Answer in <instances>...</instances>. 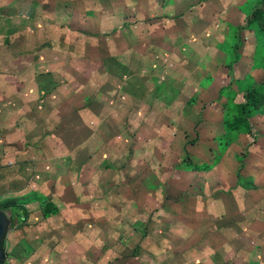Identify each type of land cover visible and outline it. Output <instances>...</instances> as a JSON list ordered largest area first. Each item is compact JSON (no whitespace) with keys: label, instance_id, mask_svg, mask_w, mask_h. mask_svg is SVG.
Segmentation results:
<instances>
[{"label":"rangeland","instance_id":"374dc122","mask_svg":"<svg viewBox=\"0 0 264 264\" xmlns=\"http://www.w3.org/2000/svg\"><path fill=\"white\" fill-rule=\"evenodd\" d=\"M30 1H24L25 23L30 24L32 15L41 19L39 29L33 31L37 41L33 48L26 46L24 52L32 50L41 56L38 68L47 64L52 66L50 73H40L35 80L39 89L50 88L42 98L46 95L56 107L52 112L55 120L51 122L50 119L49 123L42 120L39 124L41 132L26 144L25 150H36L34 157H28L26 153L23 158L21 190L25 193L20 196L36 192L32 179L35 166L46 164L48 160L59 164L64 158L59 154L65 148L76 149L72 157L67 158L76 164L84 159L93 163L106 155L117 165L134 161L137 165H150L159 159L150 154L162 150L168 152L165 160L172 165L191 166L200 161L201 165H226L228 191L237 183H246L250 191L245 222L248 231L242 238L248 245L242 244L243 252L238 250L235 254L233 249H238L236 245L232 246L235 238H227L231 240L227 244V264H264V106L255 112H245L240 107L254 94L264 95L260 86L264 85V32L249 29L246 22L251 11L262 8L261 2L233 0L236 9L227 12L228 0H49L47 3L55 8L52 9V22L47 20L46 10L45 15L39 10L31 11ZM46 1L40 0V3ZM237 3L241 4L237 6ZM3 52L7 51L1 47L0 57L5 55ZM211 63L215 64L214 69L207 67ZM207 74L215 76L209 88L215 98L207 100L206 106L192 108L191 103L198 96L195 90ZM31 82L35 81L32 79ZM102 101L103 108L96 111L95 107ZM212 102L216 103L215 109L208 110ZM160 103L167 106L160 107ZM86 105L92 107L86 110ZM40 111L46 114L44 110ZM182 111L187 119L196 118L193 126L183 120ZM209 112L215 122L211 125L217 138L213 147L215 155L199 158L192 150L196 139L193 135H197ZM45 131L47 135L49 133L48 138L42 133ZM43 143L45 147H42ZM47 147L54 148L55 155L46 157ZM146 148L151 150L150 154ZM109 149L114 151L112 155ZM87 151H94L92 155L96 156L86 158ZM0 167L1 184L10 174L3 172L2 165ZM140 175L144 174L137 173L138 179ZM215 175L217 180L223 176L222 173ZM98 176L103 179L104 186L114 182L112 173L104 172ZM12 180L15 183L14 178ZM115 187L126 190L128 186L117 183ZM133 187H136L134 182ZM15 190H10L13 194L9 199L0 198L1 207L7 200L23 202L19 196L21 190ZM119 207L122 224L127 204ZM108 208L110 206H103L104 212H109ZM110 222L105 217L104 228ZM137 223L144 225L141 218ZM111 231L99 228L97 234L89 233L86 252L81 250V243H77L78 239L82 240L79 230H76L77 234L72 229L61 235V231H57L54 251L47 258V247L38 249L33 244L31 250V230H27L23 235L27 237L28 245L17 244L12 250L20 262L32 264H115L107 261V253L91 250L93 246L102 245L105 251L112 244L111 236L107 235ZM231 231L235 232L234 229ZM155 241L153 238V243ZM251 242L255 243L250 245ZM161 243L166 244V241ZM251 246L254 253L248 251ZM3 250V264H10L11 260L6 261V248ZM135 260L130 263L120 260L116 264H140ZM159 260L153 253L151 264H160Z\"/></svg>","mask_w":264,"mask_h":264},{"label":"crops","instance_id":"0c3cea01","mask_svg":"<svg viewBox=\"0 0 264 264\" xmlns=\"http://www.w3.org/2000/svg\"><path fill=\"white\" fill-rule=\"evenodd\" d=\"M24 1L0 0V48L7 51L0 57V165L4 167V173L10 174L6 175V181L0 184V198L6 199H9L8 197L15 189L17 192L23 187L22 169L25 154L27 153L28 157H34L36 149L25 150L26 144L30 143V139L32 141L36 139L41 132L39 124L42 120H45V123H49L50 119L51 122L55 120L52 112L56 106L52 104L49 97H45L46 95L42 98V95L50 92V88H46V91L39 89L35 80L40 73L45 71L47 74L50 73L49 69L52 66L47 64L38 68L41 56L32 50L24 52L26 46L32 47L37 41L33 37V31L36 32L39 29L38 21L41 19L40 16L32 15L30 24L25 23ZM48 1L41 4L40 0H31V11L39 10L42 15H45L46 10L47 20L53 22L54 18L51 15L52 9L55 10V8H52ZM226 3L227 12L236 9L235 1L228 0ZM236 12L240 13L237 10ZM133 14L137 15L136 10ZM199 23L200 19L198 27ZM141 60L143 61L144 58ZM210 66L214 69L215 64H208L207 67L210 68ZM197 73L200 74L198 70ZM208 75L200 80V87L195 90L198 94L196 99H198H195L194 103L190 102L192 108H196L197 105L199 108L206 106L207 100L215 98L209 89L213 85L215 76ZM210 77L212 79L208 80ZM32 79L34 83L31 82ZM195 80L198 81V79ZM229 83L232 84L231 81ZM184 89L185 87L182 92ZM205 95L206 98H204ZM50 96L53 97V95ZM176 101L171 103L172 107ZM98 105L99 107H95L96 111L103 108V101ZM215 105L216 103L212 102L208 110H214ZM84 107L88 110L92 106ZM183 107H181L182 110ZM40 110H44L46 114L43 115ZM184 112H181L183 116ZM212 115L209 112L208 119L204 116L201 129L197 135H193L196 139L195 149L192 150L199 158L215 155L213 147L217 138L215 128L211 126L215 123ZM187 118L185 115L183 120L193 126L196 118ZM42 133H45L48 138L47 131ZM204 146L206 148H203ZM42 147H45L44 143ZM46 149L44 154L46 157L55 155L54 148ZM62 150V154L59 155H63L64 158L59 164L51 160L42 165L34 163L36 166L32 179L35 182L36 192L31 191L29 194L37 193L36 195L30 198L26 197L29 194L20 196L25 193L23 190L20 191L19 196L22 197L23 202L19 204L25 207L28 215L24 225L11 228L4 236L6 261L11 260L10 264H32L29 261L21 260L20 262L19 256L12 250L17 244L29 243L27 237L23 235L27 230H31L29 232V236L32 237L31 250L34 249L33 244L37 245L38 249L47 247V258H49L50 252L54 251L57 231H61V235L64 231L72 229L77 234L76 230H79L82 240L78 239L77 243L80 242L81 250L86 252L89 233L97 234L96 231L99 228L110 229L112 231L107 235L111 236L112 244L105 251L102 245L93 246L91 250L107 253V261L111 260L115 264L120 263V260L130 263L135 259V262L140 264H151L153 253L156 259H160V264H227V244L231 241L227 238H235L233 245L231 244L238 247L237 251L233 249L235 254L238 250L242 253L241 246L248 245L242 238L248 231L245 222L248 218L246 207L250 191L246 188V183H237L235 188L228 191L226 165L216 163L201 165V161L191 166L172 165L166 163L167 151L161 150L150 154L149 149H147L148 154L159 157L155 164L137 165L134 161L132 164L117 165L106 155L105 158L96 162L93 160V163H87L88 160L84 159L76 164L73 159L67 160L72 157L76 149ZM108 151L111 155L114 152L111 149ZM93 152L87 151L86 158L90 155L96 156L92 155ZM176 155L178 156L179 153ZM7 161L9 162L6 163ZM104 172L112 173L114 182L104 186L103 179L98 176ZM137 173L144 175H140L138 179ZM215 173H222L223 176L217 180ZM115 174L118 176H114ZM116 177L117 180H115ZM133 182L136 187L138 186L137 190L133 187ZM117 183H127L128 187L126 190L123 187L116 189ZM10 190L13 191L10 192ZM43 201L51 202L55 211L43 216L41 213ZM125 203L127 209L122 216L125 222L121 224L119 206ZM105 205L110 206L108 208L110 211L107 213L103 209ZM105 217L111 221L110 224L107 223L106 228L102 224ZM140 218L144 225L137 223ZM229 227L235 232L233 233ZM153 238L156 239L154 243ZM164 240L166 244L161 243ZM253 243L255 242H251L250 245ZM248 251L254 253V247L251 246ZM132 254L139 255L130 257Z\"/></svg>","mask_w":264,"mask_h":264},{"label":"trees","instance_id":"16d2710c","mask_svg":"<svg viewBox=\"0 0 264 264\" xmlns=\"http://www.w3.org/2000/svg\"><path fill=\"white\" fill-rule=\"evenodd\" d=\"M259 1L261 2V5H263L262 8H255L253 11H251L250 16L246 19V22L249 29H254L255 31L262 29L261 32H264V26H262L264 25V0ZM260 25L261 28L259 27ZM261 41L263 42V39ZM234 44L237 45L236 43ZM235 57L237 58L238 55L236 54ZM260 86L261 91L264 93V85ZM249 100L250 101H247L245 104L240 106L241 109L245 110V112H248V110L255 112L259 110L262 105L264 106V95L262 94H254L253 97L249 98ZM0 208L8 209L11 212V228H19L25 224L28 212L23 205L8 200L7 202L3 203L2 207L0 206ZM54 211L55 207L51 202L47 201L41 204V213L43 216L51 214ZM4 247L5 245L3 238L2 248L4 249Z\"/></svg>","mask_w":264,"mask_h":264},{"label":"water","instance_id":"95a60500","mask_svg":"<svg viewBox=\"0 0 264 264\" xmlns=\"http://www.w3.org/2000/svg\"><path fill=\"white\" fill-rule=\"evenodd\" d=\"M11 212L4 211L0 208V264H3L5 259L4 250L2 248V241L7 232L11 229Z\"/></svg>","mask_w":264,"mask_h":264}]
</instances>
